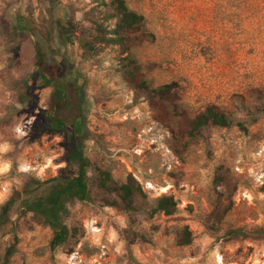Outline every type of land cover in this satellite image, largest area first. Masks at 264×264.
<instances>
[{"label":"rangeland","instance_id":"obj_1","mask_svg":"<svg viewBox=\"0 0 264 264\" xmlns=\"http://www.w3.org/2000/svg\"><path fill=\"white\" fill-rule=\"evenodd\" d=\"M124 1L143 17L125 48L114 0H0V212L26 188L45 194L54 178L81 173L66 131L79 136L91 194L68 202L74 234L55 251L52 229L18 198L0 228V263L264 264L254 232L264 225V0ZM19 12L32 32L16 31ZM60 20L75 27L73 44L60 40ZM36 38L57 78L72 64L70 98L82 100L66 131L46 125L54 87L29 86ZM211 104L229 125L189 135ZM99 169L115 185L135 178L134 209L100 187ZM162 195L174 197L172 214L153 211Z\"/></svg>","mask_w":264,"mask_h":264},{"label":"trees","instance_id":"obj_2","mask_svg":"<svg viewBox=\"0 0 264 264\" xmlns=\"http://www.w3.org/2000/svg\"><path fill=\"white\" fill-rule=\"evenodd\" d=\"M117 3V7L121 13V24L119 30H117L116 38L114 41H118L124 48L130 46V34L140 30L142 15L128 9L124 0H114ZM60 3L57 2V6ZM58 24L57 28L58 36L64 44H73V36L75 34V27L71 23H64L62 20ZM15 29L19 32H32L28 24V20L24 13L19 12L14 17ZM141 35V34H138ZM143 37V35L139 36ZM84 38H82L83 40ZM142 39V38H140ZM81 40V41H82ZM94 40H88L87 38L82 43L89 48L92 47ZM40 42L36 38V46L38 49L37 60L35 63V70L32 75V84L30 87L41 86H53L54 89L50 97V109L55 113L56 118L53 122H47L48 127L55 129L65 130L67 127L66 115L71 116L72 113L78 110L81 106L82 97L78 95L76 102H72L71 96L75 94V89L78 88L76 82L70 78V74L73 70L72 64H66L64 69V78L59 79L53 73L52 60L55 58H49V54L41 48ZM170 87L169 84L164 85L160 90ZM75 88V89H74ZM77 94V92H76ZM191 127L188 131L189 135L195 136L201 132V128L205 126H227L229 125V118L225 112L219 109L217 105H209L203 111L196 114L191 120ZM66 137L68 140V147L71 153L79 156L76 143L79 141V136L74 132L66 131ZM80 157V156H79ZM100 174V187L108 191H117L120 196L121 206L126 210L134 209V196L136 193H143L141 186L137 183L135 178L130 175L129 178L118 185L112 184V176L109 171L99 169ZM50 181L52 179H49ZM57 180L50 191L47 193H39L35 191V188H26L24 195L19 194L16 197L11 198L2 207L0 212V228L10 221V212L14 205L17 204L16 200L21 198V203L25 207V210L33 212L39 219L43 220L51 229L52 237L50 239V248L52 251L60 249L64 246L70 238L73 236L71 227L64 221V215L68 211V202L71 199L77 198L81 201H90L91 194L87 185L86 176L84 171L74 177H68L65 179L54 178ZM177 203L173 196L162 195L157 198L154 212H163L167 215L172 214L176 209ZM247 233L243 229H236L230 231V233ZM257 237L264 238V225L258 226L254 230ZM191 231L185 227L182 230V237L179 240L180 244H189L192 241ZM8 252H12L11 245H9ZM3 264V263H0Z\"/></svg>","mask_w":264,"mask_h":264},{"label":"water","instance_id":"obj_3","mask_svg":"<svg viewBox=\"0 0 264 264\" xmlns=\"http://www.w3.org/2000/svg\"><path fill=\"white\" fill-rule=\"evenodd\" d=\"M81 123V121H79ZM79 156L81 158V161H80V167H81V172L83 171V168H84V162L82 161V155L79 153Z\"/></svg>","mask_w":264,"mask_h":264},{"label":"bare ground","instance_id":"obj_4","mask_svg":"<svg viewBox=\"0 0 264 264\" xmlns=\"http://www.w3.org/2000/svg\"><path fill=\"white\" fill-rule=\"evenodd\" d=\"M165 190V189H164Z\"/></svg>","mask_w":264,"mask_h":264}]
</instances>
